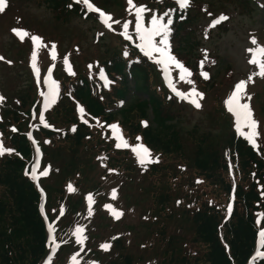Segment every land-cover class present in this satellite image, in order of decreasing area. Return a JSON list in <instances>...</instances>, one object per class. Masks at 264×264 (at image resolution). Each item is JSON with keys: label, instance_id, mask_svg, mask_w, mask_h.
<instances>
[{"label": "rangeland", "instance_id": "1", "mask_svg": "<svg viewBox=\"0 0 264 264\" xmlns=\"http://www.w3.org/2000/svg\"><path fill=\"white\" fill-rule=\"evenodd\" d=\"M91 2L111 16V29L94 14L64 18L39 0H8L7 8L0 13V57L3 58V61L0 59V97H3L0 100V143L14 150L0 155V175L6 170L7 161L17 160L20 163L17 172L32 178L31 168L37 160L36 146L44 149L45 156L42 160L39 156L41 166L37 173L48 169V175L41 176V183L51 193L54 207L49 214L56 232L68 237L67 244L71 242L68 249L54 255L50 264H70L74 255L78 264H109L124 255L131 256L133 264H176L181 256L189 264H208L207 246L192 234L188 215L201 206L215 213L221 224L220 237L227 248L228 228L233 222L232 211L229 213L227 206L232 203V210H241L233 193L239 188L246 189L251 183H256L258 191L264 192V171H258L254 164L227 149L231 136L240 139L256 152V158L264 165V77L256 75L246 83L242 100L250 104L253 119L258 122V136L254 137L256 148L236 133L234 117L224 103L237 82L247 81L250 74L258 72L255 65L248 63L251 54L247 49L255 47L253 37L258 45L264 46V0H189L191 22L181 29L176 28L178 22L175 23L173 28L180 32L172 38L169 48L191 76L181 80L179 70L172 66L169 79L174 78L172 84L177 91L190 94L195 89L202 93L203 98L198 99L201 107L197 109L176 94L172 97L170 91L162 87L159 71H153L151 77L157 85L148 87V92L156 99L152 104L155 114L148 110L144 117L140 104L132 109L125 108L132 96H124L122 92L116 96L115 92L123 89L121 79L118 72L110 76L111 72L105 69L106 60L114 61L115 55L125 50L132 59L154 61L138 48V51L128 48L120 37L125 21L131 22L128 32L135 35V10L129 8L127 0ZM133 3L137 7L143 5L147 9L144 17L150 15L151 18L152 14L161 17L159 13L168 10L167 5L172 0H133ZM206 6L208 15L203 14ZM221 15L227 19L211 26ZM145 26H150L148 19H145ZM14 28L23 29L29 35L21 40L12 31ZM32 35L41 38L35 46ZM132 37L138 44V38ZM34 47L39 78L31 67ZM130 66L134 68L135 64ZM158 68L168 86L162 66ZM101 70L109 76L106 85H114L109 90L101 88ZM45 73L53 74L50 78L56 81L58 88L66 78L56 102L47 109L40 95L47 91L43 85ZM84 83L95 88L92 95L100 97L101 104L93 106L94 99L81 100L79 91ZM128 88L133 94L130 89L133 85ZM159 94L163 102L173 103L164 105ZM139 96L140 100H146L143 94ZM177 100L186 103L179 104ZM77 106L83 107V114L77 111ZM41 111L44 123L39 120ZM45 124L50 129L40 127ZM111 124L118 125L122 131L119 134L128 145L147 147L152 162L141 165L131 147L116 148L118 141L109 127ZM146 128L150 131L148 145L143 136ZM13 129L25 135L26 151L10 143L9 137L15 133ZM243 131L247 133L248 129ZM77 135L81 136L83 146L77 153V162L70 168L74 191L69 192L62 171L74 154L73 140ZM207 138L208 150L218 154V165L200 169L195 164V154ZM51 151L53 156H49ZM37 180L39 183V177ZM3 191L0 185L2 206ZM89 194L92 196L91 216L88 215ZM105 205L114 206L112 209L122 213L116 223H112L115 216ZM61 207L64 209L62 215ZM9 225L8 215H4L0 236L3 229L9 232ZM77 226L83 228L81 235L85 239L82 243H78L74 235ZM46 236L47 258L40 264H45L53 254L48 230ZM6 240L0 238L1 253L5 252ZM64 241L58 236L57 242ZM11 243L15 246L16 241L11 240ZM105 243L109 245L107 250L101 247Z\"/></svg>", "mask_w": 264, "mask_h": 264}, {"label": "trees", "instance_id": "2", "mask_svg": "<svg viewBox=\"0 0 264 264\" xmlns=\"http://www.w3.org/2000/svg\"><path fill=\"white\" fill-rule=\"evenodd\" d=\"M53 13H59L64 18L77 15V7L72 6L68 8L69 0H40ZM141 70L135 69L133 75V82L136 92H146L147 83L146 77H141ZM79 93L83 99L89 98V92L80 88ZM156 99L149 96L148 101H139L133 98L129 103L128 109H132L135 104H140V111L143 117L148 115L147 111L152 110ZM92 101V100H91ZM94 106L97 102H91ZM99 105V104H98ZM153 111V110H152ZM155 114V112H152ZM158 117V115L156 116ZM145 137L149 138L150 131L144 133ZM81 136L77 135L73 140L74 147L72 157H69L70 162L65 164V169L62 171L64 180L67 179L71 173L70 168L74 162H77V153L80 152L83 144L80 141ZM11 143L17 144L20 151H26L27 146L23 137L12 136ZM208 138L201 142L195 154V164L200 169L210 168L218 165V154L214 150H208ZM229 148H234L239 157L245 162L250 161L258 170L264 169L262 162L256 160L254 154L240 141L229 139ZM51 151L49 156H53ZM6 170L0 175V185L4 187L3 191V206L0 203V222L2 217L8 215V222L10 223V230L3 229L0 238H6L3 250L0 251V264H35L44 254L45 232L41 218L38 214V204L40 202L39 195L27 177H23L17 171L20 169L19 161H7ZM237 198L243 205L240 213H235L233 222L228 228V243L231 247L233 258L236 264L244 262L246 256L253 247L255 237V221L253 213L257 210L254 204L260 205L258 194L253 189V186L248 190H239ZM162 198V196H160ZM165 197V195H163ZM191 226L194 230L195 236L200 238L207 246V261L208 264H231L225 250L222 247L218 238V217L205 208H200L193 211L190 218ZM11 240H15V246H12ZM121 264H132L129 256H125ZM180 264H188L182 258ZM261 264H264L262 262Z\"/></svg>", "mask_w": 264, "mask_h": 264}, {"label": "snow or ice", "instance_id": "3", "mask_svg": "<svg viewBox=\"0 0 264 264\" xmlns=\"http://www.w3.org/2000/svg\"><path fill=\"white\" fill-rule=\"evenodd\" d=\"M76 3L82 4L84 9H86L87 13H100V18L102 22L107 26L109 29H111L112 25L109 23V21L112 19L110 15L105 14L102 12L99 8L95 7L90 0H75ZM176 3L179 5L180 8H184L188 3L189 0H176ZM127 4L130 9L135 10V36L138 38L139 43L136 45V47L139 49L141 53L145 57H147L149 60H154V62L157 65L162 66L164 79L166 82H168L169 88H171L178 97L181 99H187L192 105H194L197 109L201 107V104L198 102V99L203 98V94L199 93L195 89L192 90L190 94H185L183 92L177 91L176 88L173 86L171 80L169 79L170 75V68L174 66L176 69L179 70V78L181 80H184L186 76H191V72L184 66V64L178 60L174 55L171 54L170 48H169V33L171 29L169 28V25L172 23L171 19H165L163 17H158L156 15L151 16L150 20V26H145V17L144 13L147 11V9L141 5L136 6L133 3V0H127ZM8 6V0H0V13H3L5 9ZM71 7V5H69ZM165 16H167V13H165ZM227 17L221 15L218 19H215L212 21L211 26H215L219 24L222 20H226ZM115 23L119 24V21H115ZM130 21H125L122 25L123 32L121 35L126 40H132L133 37L129 35L128 29ZM12 31L15 33L16 36H18L21 40L24 39L25 36H28L29 33L23 29L20 28H14ZM31 40L33 43V46H35L38 42L41 41V38L37 35H32ZM252 45L255 47H249L247 49V52L251 54V58L248 60L249 64H253L257 67L258 72H253L247 77V81L240 80L237 82L234 86V90L231 92V94L226 98L224 101L225 106L227 108V111L232 114L234 117V126L236 133L240 136L244 137L247 142L252 145L253 148L257 147V144L254 140V137L258 136V132L256 131L258 127V122L253 119V113L250 108V104L248 102H242L245 95V88L246 83L251 82L253 77L256 75H259L261 77H264V46H260L257 44L256 39L252 38ZM53 48H55V45H53ZM125 56L128 55L127 52L124 53ZM36 58L37 53L35 51V47L31 53V67L33 70V73L39 78L40 72L37 68L36 64ZM0 59H3L0 57ZM64 63L67 65L68 61L65 59ZM69 72L71 73V69L69 68ZM205 77H207V74H204ZM100 76L102 79H105V83L107 84L106 78L104 77L103 70L100 71ZM39 83V80H38ZM188 83H191V81H188ZM43 85L46 86L47 91L40 92V95L43 97V106L44 109H47L51 104L56 102L57 95H58V86L56 84V81L51 80L50 76L44 77ZM251 97H248V100H250ZM0 100H3V97H0ZM77 111L83 114L84 109L83 107L77 106ZM39 120L41 123H44V113L43 111L39 114ZM87 123V121H85ZM47 127L48 125L45 124ZM109 127L112 129L113 135L115 136L116 140L118 141L116 143V148L121 147H131V150L133 153H135L136 157L138 158V162L141 165H145L146 163H151V157H150V150L145 147L143 144H136L134 146L128 145L126 141L123 140L122 136L119 134L118 125L111 124ZM244 128H247L248 131L245 133L243 131ZM73 131H75V126H73ZM15 131V129H13ZM140 138L137 137V140ZM14 151L11 148H5L2 143H0V155L4 154L5 152L11 153ZM37 152V160L34 162L31 168V175L33 180H37L38 176H47L48 175V169L45 168L43 171L37 173V169L39 168V156H40V150L39 148L36 149ZM68 191L72 192L74 191L71 184L68 185ZM113 197H115L116 192L113 190L112 193ZM88 203H89V211L88 215H92L91 211V205H92V196L91 194L87 197ZM106 208L112 210L113 216L116 218H119L120 215H122L121 212L116 211L115 209H112L111 205H105ZM228 212L231 213L232 211V203H229L228 206ZM41 211L43 212V206L41 207ZM64 212L63 207L60 209V214L62 215ZM261 217H264V213H259L257 215L256 223L259 225L261 223ZM54 226L53 223L49 222L48 224V233H49V244H50V250L54 254L59 247V244H57L55 236H54ZM83 228L80 226H77L75 228L74 235L76 236V240L78 243H82L83 239L85 237H82ZM102 248L107 250L109 245L107 243L101 245ZM260 247H264V227H261L258 231V241H257V249L255 257H253V264L256 260V258H264V251H260ZM51 256L48 260L45 261V264H50ZM70 264H78L76 256L71 257Z\"/></svg>", "mask_w": 264, "mask_h": 264}]
</instances>
